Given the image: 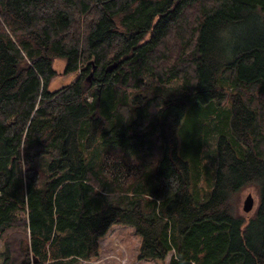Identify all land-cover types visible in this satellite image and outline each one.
<instances>
[{"label":"trees","instance_id":"obj_1","mask_svg":"<svg viewBox=\"0 0 264 264\" xmlns=\"http://www.w3.org/2000/svg\"><path fill=\"white\" fill-rule=\"evenodd\" d=\"M114 224L139 259L264 264V0H0L2 264L93 259Z\"/></svg>","mask_w":264,"mask_h":264},{"label":"rangeland","instance_id":"obj_2","mask_svg":"<svg viewBox=\"0 0 264 264\" xmlns=\"http://www.w3.org/2000/svg\"><path fill=\"white\" fill-rule=\"evenodd\" d=\"M53 68L56 72L55 76L50 80L48 84V90L53 93V91L59 89L60 87H64L67 85H70L75 78L77 77L78 73H64V65L65 60L63 58H54L52 62ZM147 78V77H146ZM149 83L150 81L155 84L157 83L154 79H148ZM167 85V84H166ZM146 94H151L150 88H146L143 90ZM130 94H133L132 92H129ZM88 101H91V97H87ZM254 190V191H253ZM248 193H251L254 198V206L250 212L245 213L242 210L243 206V200L245 199L246 195ZM259 193L256 187L254 186H247L241 189V191L238 194V209L241 213H243L246 216H251L255 212V208L257 207V204L259 202ZM135 229L130 225H123V224H114L112 225L107 233V235L113 244V249L111 250V247H107L109 245V242L104 239L102 241L104 250L103 254H108L106 256H97L93 259L85 260L88 262H83L82 259L73 262L71 264H162L159 260H152V259H139L137 255V249L139 247L140 243V236L139 234L134 231ZM102 238V237H101ZM120 242V243H119ZM111 244V245H112ZM4 245L3 240L0 238V264H2L3 257L5 255L4 253ZM172 254V251L168 252L165 260L163 262H166L169 260L170 256ZM126 256V261L122 258ZM98 257H101L98 259Z\"/></svg>","mask_w":264,"mask_h":264},{"label":"crops","instance_id":"obj_3","mask_svg":"<svg viewBox=\"0 0 264 264\" xmlns=\"http://www.w3.org/2000/svg\"><path fill=\"white\" fill-rule=\"evenodd\" d=\"M104 239L105 240H107L108 242H109V245L107 246V247H111V250L113 249V244H112V241H111V239L107 236V235H104L102 238H99V240H98V245H99V256H101V257H103V256H106V255H108L109 254V251L108 250H104V247H103V245H101L102 244V241H104ZM120 243V242H119ZM112 244V245H111ZM104 251H107L108 252V254H103V252ZM101 257H98V259H100ZM126 256H124L122 259L123 260H125L126 261ZM83 262H88V261H85V260H82ZM117 264V263H116Z\"/></svg>","mask_w":264,"mask_h":264},{"label":"water","instance_id":"obj_4","mask_svg":"<svg viewBox=\"0 0 264 264\" xmlns=\"http://www.w3.org/2000/svg\"><path fill=\"white\" fill-rule=\"evenodd\" d=\"M253 205H254V198L251 193H248L245 199L243 200L242 210L248 214V212L252 210Z\"/></svg>","mask_w":264,"mask_h":264},{"label":"bare ground","instance_id":"obj_5","mask_svg":"<svg viewBox=\"0 0 264 264\" xmlns=\"http://www.w3.org/2000/svg\"><path fill=\"white\" fill-rule=\"evenodd\" d=\"M176 80H177V79H176ZM178 80H179V79H178ZM180 85H181V84H180ZM60 88H61V87H60ZM121 90H122V89H121ZM168 90H169V89H168ZM168 90H167V91H168ZM171 90H173V89H171ZM167 91H166V92H167ZM174 92H175V91H174ZM170 93H172V92L170 91ZM174 94H176V93H174ZM253 191H254V190H253ZM253 206H254V205H253ZM171 251H172V250H171ZM171 255H172V254H171Z\"/></svg>","mask_w":264,"mask_h":264}]
</instances>
